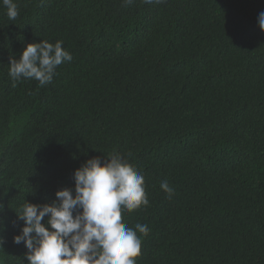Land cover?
<instances>
[{
	"label": "trees",
	"instance_id": "trees-1",
	"mask_svg": "<svg viewBox=\"0 0 264 264\" xmlns=\"http://www.w3.org/2000/svg\"><path fill=\"white\" fill-rule=\"evenodd\" d=\"M14 2L15 20L0 3L5 207L75 194L77 169L119 153L150 201L122 209L150 229L137 264H264V0ZM43 39L72 61L13 87L11 60Z\"/></svg>",
	"mask_w": 264,
	"mask_h": 264
},
{
	"label": "clouds",
	"instance_id": "clouds-1",
	"mask_svg": "<svg viewBox=\"0 0 264 264\" xmlns=\"http://www.w3.org/2000/svg\"><path fill=\"white\" fill-rule=\"evenodd\" d=\"M0 3L9 20L17 19L19 9L14 0ZM123 3L128 6L134 0ZM258 24L264 30V11L258 15ZM72 59L63 41L30 43L19 59L10 62L13 87L22 79H35L44 87L53 82L57 68ZM107 156L110 159L103 163L100 157L91 158L74 172L75 194L65 188L51 193L50 204L26 201L18 211L10 204L5 207L0 199V264H9L17 254L29 264H137L142 254L137 233L146 237L150 229L141 223L128 227L122 209L132 212L149 206L145 177L119 153ZM160 187L171 196L167 181Z\"/></svg>",
	"mask_w": 264,
	"mask_h": 264
}]
</instances>
